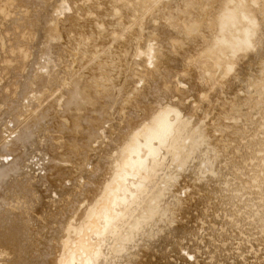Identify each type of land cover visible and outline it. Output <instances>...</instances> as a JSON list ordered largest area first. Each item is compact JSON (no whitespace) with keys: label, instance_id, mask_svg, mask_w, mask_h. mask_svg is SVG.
I'll list each match as a JSON object with an SVG mask.
<instances>
[{"label":"bare ground","instance_id":"6f19581e","mask_svg":"<svg viewBox=\"0 0 264 264\" xmlns=\"http://www.w3.org/2000/svg\"><path fill=\"white\" fill-rule=\"evenodd\" d=\"M0 264H264V0H0Z\"/></svg>","mask_w":264,"mask_h":264}]
</instances>
